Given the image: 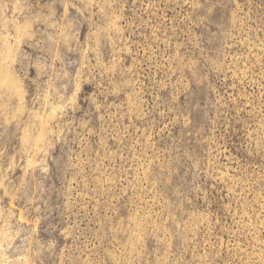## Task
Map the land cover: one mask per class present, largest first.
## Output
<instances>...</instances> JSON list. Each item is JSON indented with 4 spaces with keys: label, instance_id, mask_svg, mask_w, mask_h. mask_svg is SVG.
<instances>
[{
    "label": "rangeland",
    "instance_id": "rangeland-1",
    "mask_svg": "<svg viewBox=\"0 0 264 264\" xmlns=\"http://www.w3.org/2000/svg\"><path fill=\"white\" fill-rule=\"evenodd\" d=\"M0 264H264V0H0Z\"/></svg>",
    "mask_w": 264,
    "mask_h": 264
}]
</instances>
